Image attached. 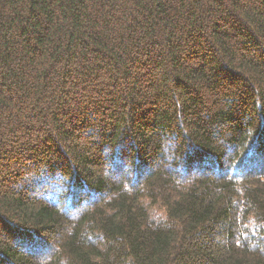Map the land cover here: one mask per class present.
Returning <instances> with one entry per match:
<instances>
[{
  "label": "trees",
  "instance_id": "obj_1",
  "mask_svg": "<svg viewBox=\"0 0 264 264\" xmlns=\"http://www.w3.org/2000/svg\"><path fill=\"white\" fill-rule=\"evenodd\" d=\"M0 264H264V0H0Z\"/></svg>",
  "mask_w": 264,
  "mask_h": 264
}]
</instances>
